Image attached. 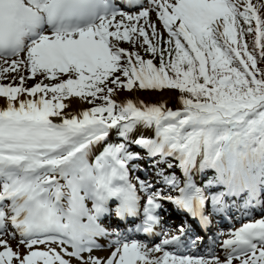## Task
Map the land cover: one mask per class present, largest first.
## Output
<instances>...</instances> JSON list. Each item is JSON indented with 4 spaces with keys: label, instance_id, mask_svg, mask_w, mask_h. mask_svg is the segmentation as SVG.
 <instances>
[{
    "label": "snow or ice",
    "instance_id": "snow-or-ice-1",
    "mask_svg": "<svg viewBox=\"0 0 264 264\" xmlns=\"http://www.w3.org/2000/svg\"><path fill=\"white\" fill-rule=\"evenodd\" d=\"M261 62L264 0H0V264H264V218L205 256L161 217L169 203L207 227L237 198L264 206ZM166 89L180 108L115 99ZM71 98L92 107L66 112ZM142 160L154 180H133Z\"/></svg>",
    "mask_w": 264,
    "mask_h": 264
},
{
    "label": "rangeland",
    "instance_id": "rangeland-1",
    "mask_svg": "<svg viewBox=\"0 0 264 264\" xmlns=\"http://www.w3.org/2000/svg\"><path fill=\"white\" fill-rule=\"evenodd\" d=\"M254 2H255V0H254ZM153 19H155V15L154 14H153ZM157 27H158V30L163 31L162 28L159 25H157ZM165 35H167L166 32L164 33V36ZM121 46L124 47L125 49L129 50V51H140V54L142 55V57L144 59H151L152 58L150 55L144 53L143 52V49L134 48L132 45H130L128 43H122ZM154 63L156 64V59L154 60ZM7 75H8V77H10L13 74L12 73H9ZM39 79H40V77H37L36 80H29V81H27L26 86H28V87L32 86ZM4 80L8 81V83L10 82V79L5 78V79L0 80V83L6 82ZM44 82L45 83H49V81H46V80ZM152 91H154V90H134L132 92H121L120 94H126L127 95L126 98H132V99H134L136 101H144L145 103L146 102L147 103H157V102L149 101V99H146L144 97V95H145L146 92L150 93ZM154 92H156L157 94H160V93H168L169 95H171L170 96L171 99L170 100L169 99L166 100L167 101V107L172 108L174 110L181 107V105L179 104L178 99H177L179 93L176 90H167L166 89V90H162V91H159V92H157V91H154ZM115 99H116V97H115ZM162 99L163 98H159L158 100L159 101H162ZM88 106L89 107H92V105H90V104H88ZM143 162H144V160L140 161V163L138 165V168L139 169L141 167H145L144 164H143ZM139 169L134 174H137V175L139 174V176H140L141 179H152V180L155 179V174H154L153 169L148 168V171H141ZM137 175H135V177ZM197 179L199 180L200 177H197ZM262 198H264V197H262ZM229 203L231 204V201ZM165 204L166 203H164V205ZM242 204H243V201L242 200H239V198H237L236 205L235 206H232V208H233V210H232L233 215H230V212L231 211L225 212L224 219H226V225H225L224 228L222 226H220V225L217 224L216 220H217L218 217L216 215H214L215 218H214V221H213V223H212V225L210 227V230L211 231H213L214 229H216V230L217 229L223 230V229H226V228L227 229H230V228H233L236 224L242 223L243 221H246V220H255V219L264 218V206H257V208L249 209V210L245 211V209L242 207ZM232 219H234L235 221L232 220ZM170 220H171L170 221V224H172V226H169V224H167V225L165 224L164 229L166 228L165 230L170 231L169 228H172V230L170 232L175 233V229L177 228L176 226H179L180 225V222L179 221L177 222L176 219L174 217H172V216L170 217ZM105 224H109V223H106V221H105ZM110 225L112 227H115V223L114 222L113 223H110ZM154 242L155 241L153 240V242L151 241V242H147V243H149L151 245ZM9 243L11 244V246L13 247L14 250L17 249V240H15V239H9ZM39 247L41 249L44 248L43 245H40ZM52 247L57 248V251H59V248L56 245H52ZM19 250L21 252H23L24 251L23 246H21L19 248ZM68 250L71 251L70 248ZM108 251H110V249H107V247H105L104 250H96V252L98 254H100L101 256H103V254L105 252L107 253ZM97 253L93 252L92 255L95 256ZM84 255H85V257H87L88 254L85 253ZM157 255H159V254H157ZM202 255H204V254H202ZM104 256H106V255H104ZM218 256L221 258V260L224 259V255H218ZM65 258H67V257H65ZM71 264H78V261L75 260V259H72ZM233 264H237V262L236 263H233Z\"/></svg>",
    "mask_w": 264,
    "mask_h": 264
},
{
    "label": "bare ground",
    "instance_id": "bare-ground-1",
    "mask_svg": "<svg viewBox=\"0 0 264 264\" xmlns=\"http://www.w3.org/2000/svg\"><path fill=\"white\" fill-rule=\"evenodd\" d=\"M6 81V80H4ZM4 84H8V81L4 82ZM136 95V94H135ZM126 94H119L118 96H116V99L118 101H121V100H124L126 98ZM171 95H169L168 93H160V94H157L156 92L152 91L150 93L146 92L144 97L146 99H149V101H152V102H157V103H160L162 101H166L167 99H171L170 97ZM24 98V97H22ZM159 98H163L162 101H159L158 99ZM167 102V101H166ZM65 103H69L70 104V107L65 109L66 112H72V113H75V112H78L80 110H83V109H87V108H90L88 106V104L84 103V102H81L79 99L77 98H71L69 101H65ZM147 103V102H146ZM3 105V101L0 100V106ZM257 208V207H255ZM236 213V212H235ZM231 215V214H230ZM247 215V214H246ZM250 216V215H249ZM249 219V218H248ZM234 220V219H233ZM257 220V219H255ZM255 220H246V221H243L242 223H239L237 224L236 226H234L233 228L231 229H234V228H239L243 223H247V222H252V221H255ZM112 221V220H111ZM165 221H167V218L165 217ZM226 224V223H225ZM167 225V224H166ZM219 225H222L221 223H219ZM225 226V225H224ZM125 227H122L121 229H124ZM169 228V227H168ZM166 229V228H165ZM229 230V229H228ZM228 230H216L215 232H212V231H209L211 233V236H215L218 232H224L226 233ZM172 233V232H170ZM211 236H208V237H211ZM208 237H204V241L202 244H199L197 245L196 249L193 250L192 254L193 255H202L201 253L205 254V256L207 255L208 251H209V241H208ZM228 238L227 235H222L219 237L220 240H223V239H226ZM101 244H105L106 245V241L104 240H100L99 241ZM153 242V241H152ZM216 255H224L225 253L223 251H221L220 249V246L219 244H216L215 245V248L212 249ZM95 253H97L96 251H94ZM109 254V251L106 253L103 254V256H101L100 254H96L95 256H99V257H106L107 255ZM106 255V256H104ZM233 263H236L235 261Z\"/></svg>",
    "mask_w": 264,
    "mask_h": 264
},
{
    "label": "trees",
    "instance_id": "trees-1",
    "mask_svg": "<svg viewBox=\"0 0 264 264\" xmlns=\"http://www.w3.org/2000/svg\"><path fill=\"white\" fill-rule=\"evenodd\" d=\"M165 39H167V35L164 36ZM247 41L249 42V44H251L253 37L252 36H247L246 37ZM156 66H159V58H156ZM261 68H264V62H261L259 65ZM212 174L210 171L208 172V176H210V174Z\"/></svg>",
    "mask_w": 264,
    "mask_h": 264
}]
</instances>
